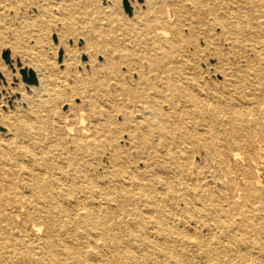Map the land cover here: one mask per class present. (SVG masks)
<instances>
[{
  "label": "bare ground",
  "instance_id": "1",
  "mask_svg": "<svg viewBox=\"0 0 264 264\" xmlns=\"http://www.w3.org/2000/svg\"><path fill=\"white\" fill-rule=\"evenodd\" d=\"M184 1L144 0L147 10L145 17L140 15L139 11H134L129 19L131 21L121 17L114 19L118 21L119 25L116 28L120 31L116 38L124 44L117 43L111 46L104 43L87 44L94 53L102 54L104 59L97 62L89 56L90 65L88 71L84 69L85 74L90 77L100 74L108 79L110 86L97 99L90 95L86 96L89 108L85 116L79 113L78 110L82 111L81 108H78V113L76 111L71 115L66 113H59L56 116L52 113L47 115L48 103L54 101L63 84L57 82L49 88L42 78L45 68H37L41 71L39 75L35 73L37 84L34 87L38 90V94L34 97L20 94V99L26 100V110H23L19 118L12 122L15 129V132H11L13 138L0 143V178L4 176L3 169L9 168L6 175L14 174L12 167L7 165L8 162L2 158L3 156L11 158L13 167L17 168V173L21 177L16 182L8 180L0 184V264L6 260L14 261L16 264H40L38 260L43 257L41 252H51L54 246L58 250L61 248V251L67 249L65 252L70 255L69 263L116 264V260H120L121 264H130L131 260L134 261L132 264H144V257L149 259L153 252L159 253L156 257L151 256L154 260L153 264L189 263L184 256L185 252L179 249L177 242L183 230L180 231L178 222L173 220L167 225L165 217L180 213L187 215L188 219L192 218L193 222L194 217L202 218L203 212L199 208L192 212H188L186 208L175 209L174 213L165 212L161 207L162 201L155 200L157 183L162 189L169 191L167 199L172 204L182 203L184 197L174 193L171 179L165 180L164 177L161 178L162 180L157 179L160 176L159 170L166 162L164 158L171 154L177 157L174 161L168 162V165L173 168L179 163L178 155L182 154L180 147H186V143L196 144V149L199 146L202 154L208 152L220 157V149L225 146L224 138L228 136L219 135L218 122L223 127L227 126L223 132L225 135H230V140H233L236 146H245L264 132L263 116L257 112H249L245 106L248 96H243L251 93L247 91L252 90L255 104L260 103L264 97V42L258 39L259 32L256 29L262 27L264 30V8H259V19L253 15L238 17L237 5L231 7L230 0L220 1L206 8L207 15L211 16L205 21L197 17L198 9H203L202 7L206 5L204 0H190L189 9H185ZM91 2L95 7V0ZM173 2L180 3L172 10ZM188 12L191 14L190 17L185 16ZM117 14L115 12L114 17ZM172 15L175 16V21L170 24L168 20ZM170 26L174 29L171 32L172 39L167 38L170 32L166 29ZM183 29H187L192 35L191 38L198 37L204 44L217 39L230 48L244 47L250 56L241 55L237 60L228 63L227 69L222 71L225 81L220 82L219 87H213L204 80L199 82L195 66L186 59L180 49ZM64 52H66L63 57L65 67H68L69 63H75L72 51L66 49ZM174 54L178 58H174ZM119 66L125 69L119 70ZM132 76L136 77L132 78ZM233 93L237 95L234 105L231 99H227L229 94ZM79 95L80 102H83L85 96L81 93ZM143 97H149L148 102H145ZM19 100L13 102L16 107ZM132 106L134 107L131 109ZM113 111L122 117L121 128L128 129L124 137L134 141L140 154L148 155L144 162L149 164L147 165L149 176L145 178L146 180L140 181L136 187L140 191L139 197L142 203L146 206V210L140 215L138 211V215H135L133 208L137 195L131 192L130 188L122 192L125 183L118 178L119 171L113 173L112 177L115 180L112 183L105 180L109 175L100 177L97 182L95 172L97 149L107 143L111 147L114 146L112 151L115 150L118 133L121 131L119 123L112 118ZM180 111H185V114L178 118ZM189 116L207 122V130L214 132V136L193 132L188 136L180 133L178 138L182 146L174 145L173 142L169 144L168 141H171L173 136L165 127L168 123L178 125ZM85 118L89 121L88 125L85 123ZM16 122L21 123L17 125ZM33 122L38 127L43 125L46 128L38 131L39 128L34 129ZM151 127L155 129V134ZM137 129L143 131L139 137L134 134ZM215 130L219 133H215ZM14 138L16 141L12 143ZM28 138L30 142L27 141ZM218 142L221 143V147L217 146ZM22 156L29 157V162L23 161ZM129 157L125 152L121 159L128 161ZM232 158L238 159V153L234 152ZM247 162L240 171L243 175L240 180L246 185L242 198L244 205H252L257 199L256 187L261 181L258 172L249 165L252 161L247 160ZM122 167L124 168V165ZM55 174L57 177L53 180ZM87 182L92 185L89 186ZM231 182L227 183L230 190ZM98 191L104 199L102 204L97 202ZM229 201L234 202L233 195H230ZM9 204L15 207L13 214L7 210L6 206ZM18 208L25 210L24 215L22 212L19 213ZM218 210L212 211L211 214L216 220L223 215L222 210ZM124 214H132L147 225L152 223L156 232L150 231L149 226L141 225L140 245L127 243L115 254L111 253V256L102 258L104 245H107L105 242L111 241L113 242L111 244H114L122 235L114 231L119 232L115 222L118 216ZM86 223L89 227L85 226ZM203 223L207 222L203 221ZM131 224L128 230L132 227L136 232V227ZM92 228H97L98 232H91ZM190 228L194 232L191 236H195L193 227H189L186 233L191 232ZM19 234L23 236L22 238L30 235L34 241L28 243L19 238ZM5 239H10L12 244L9 245L12 249L23 256L6 258L1 254L3 248L7 246ZM78 239L85 240L90 245L86 246L90 247L89 252L86 251V247L81 246L82 244L76 243ZM98 239L102 240V243L98 244ZM195 242L199 250H203L210 243L208 238L200 236L195 237ZM217 243H219L218 238L213 244L217 245ZM232 244L225 251L229 255L234 253L238 259L235 263L229 259L224 264H264L259 258L264 257L263 238L259 237L254 243L257 247L255 253L259 257L252 256L244 240L237 244L232 241ZM132 247L140 251L139 254H144V257L141 256L142 262L130 253ZM31 248L40 251V253L36 252L38 255L34 259L28 256ZM215 249L221 252L223 248ZM144 251L150 254L143 253ZM61 263L59 259L52 257L47 262V264ZM218 263L220 262L217 259L213 262V264Z\"/></svg>",
  "mask_w": 264,
  "mask_h": 264
},
{
  "label": "rangeland",
  "instance_id": "2",
  "mask_svg": "<svg viewBox=\"0 0 264 264\" xmlns=\"http://www.w3.org/2000/svg\"><path fill=\"white\" fill-rule=\"evenodd\" d=\"M91 1L92 0H0V143L7 141L9 138H13L12 133L15 132V129L12 122L19 118L23 110H26V100H21L20 94L29 97H34L38 94V90L34 87L37 83L26 84L22 79L20 73L21 69H31L34 73L37 72L39 75L41 71L37 68L44 67L46 71L44 70L42 78L49 88L57 82L63 84L60 91L58 90V93L60 92L58 94L59 96L57 95L54 101L48 103L47 115L48 113H52V115L54 114L55 116L59 113L71 115L76 112L78 108H81L82 111H78L85 116L89 108L86 96L90 95L97 99L109 88L110 84L108 79L100 74L95 77H90L85 74L86 71H84V69L88 71L90 65L88 60L89 56H92L97 62L103 61L104 59L102 54L94 53L88 45L93 43L110 44V46L116 45L117 43L124 44L116 38L117 33L120 31L116 28L119 25L118 21L114 19L121 17L129 20L133 16L134 11H139L141 13L140 15L145 17L147 10L144 0H95V7L92 6L93 4ZM189 1L190 0H185L183 2L185 3V9H189ZM220 1L225 0H204L206 5L202 7L203 9H198V19L207 21V18L211 15H207L208 11L206 8ZM179 3L180 2H173L172 10L173 8L176 9L175 6ZM125 4L129 6L130 13L125 10ZM235 5L238 6L236 8L238 17L253 15L259 19L258 11L259 8H264V0H234V2L230 0V6L232 7ZM115 12L118 13L116 17H114ZM190 15V12L185 14L186 17H190ZM169 18V23L173 24L175 16L172 15ZM199 25H201V23ZM256 29L259 32V38H257L261 40V42H264V30L262 27H260V29L257 27ZM166 30L170 32L167 38L172 39L173 35L171 32H173L174 29H171L170 26ZM191 36L192 35L189 34L187 29H183L181 32L180 49L182 50V54L195 66L198 73L197 80H199V82H203L204 80L213 87H219V83L225 81L222 71L227 69L228 63L237 60L241 55L250 56L244 47L239 48L240 50L238 47L230 48L217 39L210 40L207 44H204L198 37L196 39L194 37L191 38ZM176 48L177 47H174V49ZM66 49L72 51V57H74L75 61V63H69L68 67H65L63 63L64 53H66L64 51H66ZM6 51L8 53L9 62L4 57ZM174 56V58H178L175 54ZM124 69L125 68L119 66V70ZM135 77L136 76H132V78ZM247 92H251L243 95L244 97L248 96L246 100L247 103H245L247 110L252 113H260L264 120V97L260 103L255 104L256 100L252 98L253 91L250 90ZM79 93L85 96L83 102H80ZM236 96L237 95L233 93L229 94L227 97L228 100L231 99L232 105L236 102ZM16 100H19L17 107L13 103ZM143 100L148 102L149 97H143ZM69 105H71V108H69ZM133 107L134 106H132L131 109ZM187 109L190 108L187 107ZM112 113V118L115 122L119 123V127L121 128L123 125L122 117L115 111ZM179 113L180 115L178 118L184 115L185 111H180ZM184 119L185 120L179 122L178 125H171L168 123L165 127L173 136L172 140L168 141L169 144L173 142L174 145L180 144V146H182L178 138L180 133H185V135L188 136L191 135L192 132L203 134L204 136H214V132H209L207 130L208 124L204 120L193 116ZM20 123L21 122H16L17 125ZM85 123L86 125L89 124L88 119L85 120ZM218 124L220 133L217 130H215V133H219L222 137L228 136L224 138L225 146L220 149V157L209 154L208 152L202 154L199 146L196 149V144L193 145V143H191V145L186 143V147H180L182 154L178 155L179 163H176L177 166L175 165L171 168L172 166L168 165V162L174 161L177 156L171 154L170 156H166L167 158H164L167 163L165 162L160 168V176L157 179L162 180L163 177L165 180L171 179L174 193L176 192V194L178 193L183 196L184 203L172 204L167 199L169 191L162 189L161 185L158 183L155 186V188L157 187L155 200L163 202H161V207L165 212L174 213L176 211L175 209L178 208H183V210L186 208L185 210L188 212H192L199 208L203 212L202 218L194 217L193 222L192 218H190V220L187 215L180 213L170 214L165 217L167 225L173 220L178 222L180 231L183 230L182 232L184 233L181 232V235H179L180 237L177 238V242L179 244V249L185 252L184 256L186 261L190 264H213L215 259L220 262L218 264H224V262H227V260L229 261V259L232 260V263H235L238 258L234 256V253L229 255L225 250L228 246L233 245L232 241H235L237 244L241 242V240L247 242L248 249L251 251L253 257H259L258 254L255 253L257 247L254 243L259 237L264 239V132H261L259 137L253 139L249 144L245 146H236L233 140H230V135H225V132H223L227 126L225 125V128L220 122H218ZM32 125L36 130L39 128L38 131L46 128V126L43 125L38 127L34 122ZM120 130L115 144V150L112 151L114 146L111 147L104 142V145L97 149V169L95 171L97 182L100 177L109 175L105 177V180L112 183L113 180H115V178L112 177L113 173L119 171L118 178L125 183L122 192L124 193L130 188L131 192L137 195L134 199L133 208L135 215H138L137 211L140 215L146 210V206L142 203L139 197L140 191L136 187H138L137 184L140 181H143L149 176V168L147 166L149 164L144 162V160H147L148 155L147 153L140 154L134 141L126 136L124 137V133H128V129L125 130L121 128ZM151 130L155 134V129L151 127ZM134 134L136 137H139L143 134V131L137 129ZM190 137L193 138V136ZM12 140V143H15L16 139L14 138ZM27 141L30 142V138H28ZM112 145H114V142H112ZM217 146L221 147V143L218 142ZM125 152L127 156H130L128 161H125L126 159H121ZM234 152L238 153V159L234 160L232 158ZM2 158L8 162L7 165L12 167L11 170L14 174L12 176L10 174L6 175L9 168L3 169L4 176L0 178V184L8 180L15 182L20 180L21 177L17 173V168L13 167L11 158L4 156ZM22 159L25 162H29L30 160L27 156H22ZM247 160L252 161L249 162V165L258 172L257 175L261 181L260 185L256 187L257 199L252 205H244L242 198L246 185L240 180L243 176L240 171L243 170L244 165H247ZM124 161L125 163L123 164ZM122 165H124V168ZM55 177H57V174H55L53 180L56 179ZM141 177H143L142 180H139ZM229 181H232L231 190L229 189L230 187L227 186ZM87 184L89 186L92 185L89 182H87ZM3 187L4 185L2 188ZM230 195L234 196L233 203L229 201ZM97 202L100 204L104 203V199L101 197L99 191L97 192ZM6 207L11 214L15 212V207H12V205L9 204ZM169 209L171 211H169ZM218 209L222 210L223 215L219 220H216L211 214L212 211ZM18 210L20 209L18 208ZM20 212L24 215L25 210H20L19 213ZM118 217L115 223L119 232L117 230L114 232L118 234L121 233L122 235L114 244H111L113 243L111 241L105 242L107 245H104L105 251L101 256L102 258H106L109 255L111 256V253L115 254L118 249L122 248L127 243H132L135 246L138 244L140 245L141 238L139 237V232L142 230L141 225L143 227L149 226L150 231L153 233L156 232L152 223H148L147 225L146 222H140V219L136 216L134 217L132 214H124ZM203 221L207 223L204 224ZM134 222L135 224H133ZM130 223L136 227V232H134L135 229L133 230L132 227L128 230ZM85 226L89 227L87 223ZM189 227L195 229V236H191V233L194 235L191 228V232L189 234L186 233ZM131 228L132 230H130ZM90 231L98 232V229L92 228ZM197 235L209 239L210 243L203 250H199L196 246L195 237H198ZM18 237L26 240L28 243L34 241L30 235L22 238L23 236L19 234ZM217 238L219 243H217V245L213 244ZM4 241H7V246L3 248V253L1 252V254L5 255L6 258L23 256L20 255L18 251L12 249L9 245L12 244L10 239H5ZM76 243L78 245L82 244L81 246H84V248L90 246L85 240L79 241L78 239ZM97 243H102V240L98 239ZM114 246L117 248L115 249ZM215 248L223 249L221 252H218ZM89 249L90 247H86L87 252H89ZM66 250L67 249L64 248L63 251H61V248L58 250L57 247L55 248L54 246L51 248V252H41L43 257L38 261L41 262L40 264H47L48 259L52 257L59 259L60 262H62L61 264H82L81 262L69 263L70 255L65 252ZM127 250L129 249L127 248ZM30 251V253L28 252V256L31 258L33 257V259L38 255L36 252L40 253V251L34 248H31ZM129 251L131 254L133 253L140 262L143 261L141 256L144 257V254H139L140 251H137L134 247ZM143 253L146 252L144 251ZM158 254V252H153V255H150L149 259H145L144 257V264H153L154 260L152 257H156ZM78 258L80 260V256H78ZM259 258H261V262L264 263V257L260 256ZM120 262V260H116V264H121ZM133 262L134 261L131 260L129 261L130 264ZM2 264L16 263L6 260Z\"/></svg>",
  "mask_w": 264,
  "mask_h": 264
},
{
  "label": "water",
  "instance_id": "3",
  "mask_svg": "<svg viewBox=\"0 0 264 264\" xmlns=\"http://www.w3.org/2000/svg\"><path fill=\"white\" fill-rule=\"evenodd\" d=\"M125 10L130 13V9L129 6L127 4H125ZM61 54V53H60ZM4 57L8 60L9 62V58H8V53L7 51L4 53ZM61 58V56H60ZM21 75H22V79L26 84H36L37 83V78L35 76V73L33 70L31 69H22L21 70Z\"/></svg>",
  "mask_w": 264,
  "mask_h": 264
}]
</instances>
